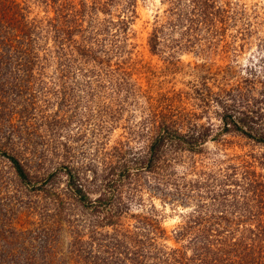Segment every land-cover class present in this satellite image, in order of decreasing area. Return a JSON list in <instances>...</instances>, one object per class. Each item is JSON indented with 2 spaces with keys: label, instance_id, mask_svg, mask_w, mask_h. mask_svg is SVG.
Returning a JSON list of instances; mask_svg holds the SVG:
<instances>
[{
  "label": "trees",
  "instance_id": "1",
  "mask_svg": "<svg viewBox=\"0 0 264 264\" xmlns=\"http://www.w3.org/2000/svg\"><path fill=\"white\" fill-rule=\"evenodd\" d=\"M33 1L46 6L48 15L41 20L31 17L26 0H0V156L10 161L24 183L29 174L19 155L32 145L29 127L33 124L31 117L24 115L25 107H35L37 96L47 91L42 83L49 79L79 76L87 93L94 83L107 82L116 90L107 89L119 94L122 87L115 84L114 74L127 78V72L113 69L110 62L119 54L120 40L128 35L137 2L123 0V17L103 21L98 14H108L118 6L117 0ZM163 3L169 7L168 17L156 22L149 37L153 53H157L166 29L181 33L180 47L184 50L205 51L204 47L211 49L226 42L228 30L241 20L230 0ZM106 38L111 45L107 51L103 48ZM232 49L237 50L234 44ZM212 66L195 67V71L203 68L205 73L194 75L187 92L172 90L171 96L147 98L148 113L141 125L143 134H149L146 150L115 147L116 160L99 184L93 178L89 182L85 172L74 166L56 169L82 203L57 204L60 215L71 216L73 206L83 213L79 226L67 221L72 230L66 252L62 251L60 219L58 227L51 224L34 231L33 245H23L22 252L0 251V264H264V175L257 171L255 160L237 158L236 163L215 169L187 165L178 170L186 153L200 154L209 140L222 135L237 134L264 146V81L253 70L255 66L247 70L248 76L240 77L231 76V66L217 67L216 72ZM50 68L56 75L49 74ZM47 96L59 97L60 106L65 103L59 90H49ZM44 102L47 107L52 105V100ZM10 107L17 112H10ZM212 116L217 123L209 118ZM42 118L55 125L64 123L57 116ZM142 174L154 179L159 190L169 189L167 199L194 201L175 233L176 242L184 245L170 247L159 241L166 238V231L150 209L133 214L135 222L128 223L131 204H121L117 196ZM54 175L50 173L47 179ZM91 187L102 191L96 200L90 196ZM107 194L111 197L106 199ZM106 228L112 230L103 233ZM35 242L41 245L35 246Z\"/></svg>",
  "mask_w": 264,
  "mask_h": 264
},
{
  "label": "rangeland",
  "instance_id": "2",
  "mask_svg": "<svg viewBox=\"0 0 264 264\" xmlns=\"http://www.w3.org/2000/svg\"><path fill=\"white\" fill-rule=\"evenodd\" d=\"M230 1L236 12L241 14L238 16L241 20L237 19L236 24L228 30L226 42L211 49L204 47L205 51H187L180 47L183 42L181 33L166 29L160 36L157 53H153L149 37L156 22L165 21L168 17L166 11L169 7L163 0H137L136 14L131 18L128 35L124 41L120 40L119 54L113 55L110 62L113 69L127 72V78H117L116 75L119 74H114L115 84L122 87L119 94L113 93L116 86L110 87L107 82H102V85L94 83L89 89L90 93H87L83 89L85 81L79 76L44 80L42 86L47 91L37 96L34 108L26 106L23 111L33 121L29 127L32 145L29 151L19 155L29 174L27 182L24 183L16 175L7 158L0 156V251L22 252L25 250L20 249L23 245H33L31 240L34 231L51 224L58 227L61 225L60 219L63 220L60 237L64 242L62 251L68 250L72 229L67 221L79 226L83 213L73 206L69 210L71 216H66L65 213L60 215V210L56 209L57 204L82 203L69 190L66 177L55 173L56 169L66 165L74 166L85 172L89 182L93 178L94 183L99 184L109 165L116 160L115 147L124 151L129 147L146 150L149 134H143L141 125L148 113V97L165 94L171 96L172 90L189 91L194 75L205 73L203 68L195 71V67L205 64L213 65L212 72H216L217 67L231 66L230 75L236 77L248 76L247 70L255 66L252 67L253 70L264 81V0ZM122 2L123 0H117L118 6L109 10L108 14L99 13L98 18H104L103 21H118L123 17L120 12ZM26 4L30 7L32 18L41 20L48 15L46 6L41 2L26 0ZM237 31L245 32L246 36L242 37ZM233 44L236 51L232 49ZM226 45L228 47H224ZM103 48L110 50L109 39L104 40ZM51 73H54V68L49 69V74ZM49 90L52 93H57L58 90L61 92L60 99L65 100L63 106L59 105L58 95L54 96L56 100L52 96L45 98ZM45 100H52V105L47 107ZM12 101L11 97V103ZM10 112L17 111L10 107ZM44 116H57L64 123L52 124L51 119L42 118ZM209 118L217 123L214 116ZM202 122L206 123L207 119ZM18 127L24 128L22 125ZM30 150L33 153H29L32 152ZM237 158L255 160L257 171L264 175V146L237 134H226L216 140H209L200 154L186 153L178 170L183 171L187 165L198 169H215L217 166L236 163ZM260 161L263 165H260ZM50 173L55 175L47 179ZM154 181L142 174L138 181H130L131 185L122 188L117 196L118 201L121 204H131L127 218L129 224L136 220L133 214L146 213L150 209L166 231V238L159 241L170 247L182 246L185 243H177L175 233L183 225L195 203H178L167 199L165 194H168L169 189L159 190ZM134 187L137 189H133ZM101 195L102 191L91 187L90 196L93 200ZM109 197L110 194L105 196L106 199ZM22 229L26 232L20 234L18 231ZM107 230L112 229L106 228L102 232ZM34 245L41 244L35 242ZM34 249L40 251L39 248ZM17 262L23 264L22 261Z\"/></svg>",
  "mask_w": 264,
  "mask_h": 264
}]
</instances>
